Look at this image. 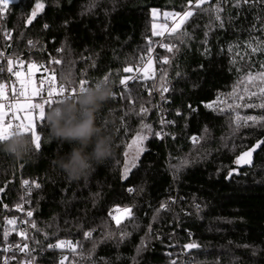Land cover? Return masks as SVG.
<instances>
[{
    "label": "trees",
    "instance_id": "obj_1",
    "mask_svg": "<svg viewBox=\"0 0 264 264\" xmlns=\"http://www.w3.org/2000/svg\"><path fill=\"white\" fill-rule=\"evenodd\" d=\"M239 2L237 7V0H219L220 20L215 19L218 0H207L202 5L207 11L192 8L193 16L168 35L173 51L162 52L157 78L130 81L127 90L119 80L136 73L157 18L163 22L164 13L188 9V0H19L7 7L0 53L46 66L48 71L36 76L38 84L52 70L57 85L66 87H79L80 80L91 87L108 77L113 95L96 122L112 136L114 151L71 180L55 164L70 145L50 142L46 121L37 123L40 150L28 136L32 148L23 159L0 151V261L3 249L23 242L17 205L26 200L36 224L32 251L14 253L11 264L29 259L60 264L63 257L64 264H264V144L250 165L235 162L264 140V121L243 126L241 120L236 126L237 113L264 116V109L246 107L264 100L245 92L264 85L256 81L253 87L244 79L264 63V51L252 53L248 47L264 44V0ZM36 3L44 8L28 24ZM124 67L134 72L124 73ZM6 80L4 71L0 83ZM141 106L148 111L138 115ZM137 133L147 137L144 151L125 178V153ZM125 208L131 214L117 225L112 216ZM12 219L15 225L7 223ZM85 232H92L91 238ZM59 240L77 245V252L48 247ZM193 242L200 247L187 254L183 246Z\"/></svg>",
    "mask_w": 264,
    "mask_h": 264
},
{
    "label": "snow or ice",
    "instance_id": "obj_2",
    "mask_svg": "<svg viewBox=\"0 0 264 264\" xmlns=\"http://www.w3.org/2000/svg\"><path fill=\"white\" fill-rule=\"evenodd\" d=\"M15 0H0V13L4 11L5 8L11 3H14ZM207 2V0H188V5L189 8L185 9L183 11H177V12H166L164 13L165 17H172L173 19V26L171 29H166L165 31L169 32V35L177 33L182 26L188 21L190 17L193 16L194 12L191 10L192 8L195 9H200L201 11H207V9H203L202 5H204ZM244 3H248V0H244ZM236 6H240L239 0H237ZM44 5L42 3H36L35 9L32 10L31 16L28 18L27 23L31 24L32 21L36 18L37 14L39 11L43 10ZM222 11V8L219 7V0H218V5L215 8L216 20H220V15L219 13ZM157 15V10L153 9V16ZM178 18V19H177ZM222 26V22H221ZM47 27V26H45ZM153 35L154 36H161L164 34L163 31H155L156 25L153 24ZM182 35L187 36V32L182 33ZM29 45L34 46L33 41H28ZM257 46L253 47L252 43L249 42L248 47L251 48L252 53H256L258 51H264V44H262L260 41H257ZM161 47L165 48L167 51L172 52L173 51V45L171 44H161ZM231 51V48L229 49ZM59 51V50H58ZM151 51V49H149ZM0 55H3L0 53ZM52 63L56 65L61 64V60L58 59H53L51 61ZM15 63L19 66L20 69H23L24 67V61L20 60L19 58L16 59ZM163 63L167 64L169 63V60L167 57L163 58ZM152 64L153 61L151 58L148 59L146 62L145 66L141 69L140 67L135 68V72H143V76L139 75H125L123 78L119 80V84L124 87L125 90L128 89V85L130 81H137L140 79H153L154 78V72L152 69ZM261 71L256 72L253 74L252 72H249L244 79L253 85V87H257L256 81L260 82V85H264V63H261ZM43 69L45 72L48 71L47 67L44 65H37L34 61L29 62L27 64V72L25 73L22 70H17L14 71V60L12 58H9L7 60V72L10 73L11 75L15 76L16 78V83H18V87H16V83H13L12 88H11V93L13 98H15V102L12 104L7 105L8 109L11 112V118L14 120H18L19 123L15 125V128L13 127V124L11 120H8L6 122V117H9V111H6V104L5 101L8 100V94H7V85L4 83H0V142L6 141L9 139L12 135L14 134H21V135H26L30 136L32 143L34 144L35 148L37 150L41 149V137L37 133V123H44L45 120V106H54L55 104L59 103L60 100L54 99L55 97H65V96H75L77 94V89L75 87H72L71 89H68L64 84H59L57 85V76L55 73V70H52L50 74L45 77L41 76L39 80V85L36 82L35 74L37 71H40ZM4 72V68L0 66V75H2ZM124 73H133L134 69L133 67H124L123 68ZM105 82H107L108 77H104ZM86 81L85 80H80V91L84 90V85ZM162 91L167 92L168 88L162 86ZM46 92L47 98L45 99L42 96V93ZM245 92L248 93L250 97L252 96H260L262 100H264V86H259L257 92H248L247 87L245 88ZM235 94V89L234 93ZM23 98V101H21L19 98ZM39 97L42 102L40 103H34L33 99ZM243 97H241L242 99ZM208 108H213V104H208L206 105ZM231 107V106H229ZM239 107V105H237ZM246 107H259L264 109V102H261L258 105H253V104H248ZM148 109L144 108L141 106L140 112L137 113L138 115L140 114H146ZM220 111H224V109H220ZM20 113H23V116H20ZM244 121L243 126H249L247 124V121H252L253 125H256L262 121H264V116H246V117H241L238 113L236 115V126L237 130L239 127L242 125L240 124V121ZM264 126V125H262ZM142 128H148L149 132H151V127L149 125H144L142 124ZM156 135H159V133H156ZM147 139L146 136L141 135L140 133H137L136 137L133 139L132 144L128 145L129 149L132 148L133 145H137V150L135 155L130 159L126 160L125 166H124V175L125 178L127 176L128 171L130 170V167H135L136 166V160L139 157V154L144 151L142 145V142ZM197 138L193 137V142H196ZM264 144V140L258 141L251 149H249L246 152H243L239 157L236 159V164L238 165H245L248 164L250 165L252 163V157L253 153L261 147V145ZM125 156H128V153H125ZM231 175V173H230ZM23 184L27 186L29 184L28 180H24ZM36 188L40 187V184H35ZM2 191V190H0ZM129 192H132L133 189H128ZM20 205H17V208H19ZM161 209H166L167 205L162 203L161 204ZM197 211H199V205L195 206ZM116 211H123L126 215L131 214V209L130 208H125V209H116ZM33 213L29 211L27 213L28 217H31ZM111 215V213H110ZM112 219L116 221L117 225L121 223V220L116 217L112 216ZM155 219V218H154ZM8 224L10 225H15L16 221L14 219L8 220ZM31 226L33 228L36 227V224L33 222L31 223ZM151 231V228L149 229ZM21 237H25L24 232L19 233ZM85 238H91L92 232H85L84 234ZM5 239H7L8 236V231H5L4 233ZM49 248H54V249H59V248H64L68 247L73 253L77 252V245L73 244L70 241H64V240H59L56 244H49ZM185 249H195L199 248L200 246L196 243H189L183 246ZM13 248L12 245H9V247L5 248L4 251H11ZM15 248L18 249L21 252H25L30 254L29 251V246L27 244L23 245V248H21L19 245H15ZM80 255L83 257L82 250L80 252ZM64 260H67V257H63L60 264H64ZM4 264H9V258L4 259ZM27 264H33L32 260L27 261ZM171 264H176V261H171Z\"/></svg>",
    "mask_w": 264,
    "mask_h": 264
},
{
    "label": "clouds",
    "instance_id": "obj_3",
    "mask_svg": "<svg viewBox=\"0 0 264 264\" xmlns=\"http://www.w3.org/2000/svg\"><path fill=\"white\" fill-rule=\"evenodd\" d=\"M70 83V81H69ZM113 95L104 79L93 86L65 96L45 113L47 139L70 145V151L59 155L55 164L71 179H79L112 156L113 138L105 127L98 126L97 113ZM32 144L26 135L14 134L0 142V151L23 159Z\"/></svg>",
    "mask_w": 264,
    "mask_h": 264
},
{
    "label": "built area",
    "instance_id": "obj_4",
    "mask_svg": "<svg viewBox=\"0 0 264 264\" xmlns=\"http://www.w3.org/2000/svg\"><path fill=\"white\" fill-rule=\"evenodd\" d=\"M0 7H2V5H0ZM6 9L7 8H5L2 13H0L1 14V16H0V25H1V22L3 20L2 17H3V14L5 13ZM159 25H161V28H162V31L164 32V34L161 35V36H153L152 37L151 44H150V48H149V49H151V51H148L147 52V54L145 55L143 61L139 64V67L142 69L145 66V64H146V62L148 61L149 58H151V60L153 61L152 69H153V72H154V78L153 79H148V80H154L159 75V62L161 60L160 56H161L162 52H164L166 50L165 48L161 47V44L167 43L166 42V39H168L169 32L168 31H165V28L166 29H171V27L173 26V19H172V17H168L163 22H159ZM8 36L9 35L7 34L6 35V38L7 39L9 38ZM35 48L37 49V46ZM1 53L3 55H0V66H2L4 68V71L7 74V80H6V83H5L7 85L6 91H7V94H8V100L5 101V104H6V107H7V105L12 104V103L15 102V98H13L12 93H11L12 84L15 82V76H13V75H11L10 73L7 72V60L9 58H12L14 60V65H15L14 67L17 68L14 71H17V70L20 69L19 66L15 63V61H16L17 58H19L20 60H23L24 61V67H23V69L26 70V71H27V64L29 62H32L33 60L27 62L23 57H12V56H10V55L7 54L6 50L1 51ZM42 73H44V71H41L40 74H42ZM134 75H139V76L142 77L143 76V72H139V73L136 72ZM47 76H45V77H47ZM141 80H145V79H141ZM72 87L73 86H70V87H67V88L68 89H71ZM79 87H75V88L78 90ZM84 87L85 88L86 87H89L88 86V83H85ZM44 98L45 99L47 98L46 92H44ZM62 98L63 97H55L54 99L61 100ZM7 109H8V107H7ZM8 111H9V117H6V122L8 120H11V122L13 124V127L15 128V125L17 123H19V121L12 119L11 118V112H10L9 109H8ZM25 198L26 197H24V199ZM27 203L28 202L25 200V201H23V204H21L20 207L17 208V212L19 213V216L21 217L20 222H19L18 225L21 228V232H24L25 233V237H21L19 235L21 238H23V242L10 244V245L13 246V248H12L11 251L5 252L4 249H3V253L4 254H3V258L0 261L1 264H4V259L5 258H9V264H11L12 256L14 255V253H18V254L24 253V252H21L18 249H16L15 248V245H19L21 248H23V245L24 244H27L29 246V249L30 250L32 248L31 237L30 236H31L32 230L34 229L31 226V223H33V222L35 223V221H34V211L32 209H29L28 208V204ZM29 211H31L33 213V215L31 217H28L27 216V213ZM13 235L16 236V233H14ZM7 247H9V245ZM63 249L64 250H67L68 247H64ZM29 260H32V259H29ZM183 264H187V263L184 262Z\"/></svg>",
    "mask_w": 264,
    "mask_h": 264
},
{
    "label": "rangeland",
    "instance_id": "obj_5",
    "mask_svg": "<svg viewBox=\"0 0 264 264\" xmlns=\"http://www.w3.org/2000/svg\"><path fill=\"white\" fill-rule=\"evenodd\" d=\"M18 1H19V0H15L14 3H16V2H18ZM11 4H13V3H11ZM157 16H158V15H157ZM157 20H158V18H157ZM157 20H156V22L154 23V24L156 25V29H155V31H162L161 25H159V22H157ZM153 36H154V35H153ZM142 61H143V60H142ZM19 70H22V71H24L25 73L27 72V71L24 70V69H19ZM39 73H41V71H37L36 74H35V77H34V78L36 79V82H37V77H36V76H37ZM4 83H6V81H5ZM14 83H16V78H15V82H14ZM37 84H38V82H37ZM12 85H13V84H12ZM38 85H39V84H38ZM18 86H19L18 83H16V87H18ZM20 100L23 101V98L21 97ZM33 102H34V103H40V102H42V101L40 100L39 97H36V98L33 99ZM6 111H8L7 107H6ZM20 116L22 117V116H23V113H20ZM143 142H144V141H143ZM143 142H142V145H140V146L143 147V149H144ZM130 144H132V142H131ZM136 150H137V145H133L131 149L128 148V156H127L128 159H127V160H130V159L135 155ZM142 152H143V151H142ZM142 152L139 154V157L141 156ZM139 157H138V159H139ZM138 159H137V160H138ZM137 160H136V161H137ZM247 165H248V164H247ZM117 217H118L119 219H123V218L125 217V213L123 212V213L117 215Z\"/></svg>",
    "mask_w": 264,
    "mask_h": 264
},
{
    "label": "water",
    "instance_id": "obj_6",
    "mask_svg": "<svg viewBox=\"0 0 264 264\" xmlns=\"http://www.w3.org/2000/svg\"><path fill=\"white\" fill-rule=\"evenodd\" d=\"M195 250H197V248H195V249H187L186 253L189 254L190 252L195 251Z\"/></svg>",
    "mask_w": 264,
    "mask_h": 264
}]
</instances>
